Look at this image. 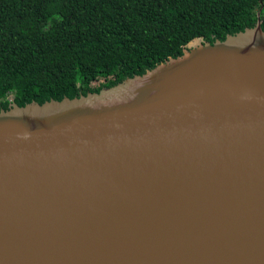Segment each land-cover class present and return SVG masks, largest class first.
I'll list each match as a JSON object with an SVG mask.
<instances>
[{
	"label": "water",
	"instance_id": "obj_1",
	"mask_svg": "<svg viewBox=\"0 0 264 264\" xmlns=\"http://www.w3.org/2000/svg\"><path fill=\"white\" fill-rule=\"evenodd\" d=\"M0 110V264H264V30L98 92Z\"/></svg>",
	"mask_w": 264,
	"mask_h": 264
},
{
	"label": "trees",
	"instance_id": "obj_2",
	"mask_svg": "<svg viewBox=\"0 0 264 264\" xmlns=\"http://www.w3.org/2000/svg\"><path fill=\"white\" fill-rule=\"evenodd\" d=\"M258 11L264 30V0H0V110L98 92Z\"/></svg>",
	"mask_w": 264,
	"mask_h": 264
},
{
	"label": "rangeland",
	"instance_id": "obj_3",
	"mask_svg": "<svg viewBox=\"0 0 264 264\" xmlns=\"http://www.w3.org/2000/svg\"><path fill=\"white\" fill-rule=\"evenodd\" d=\"M94 84H97V82H94ZM9 98H11V95H9Z\"/></svg>",
	"mask_w": 264,
	"mask_h": 264
}]
</instances>
